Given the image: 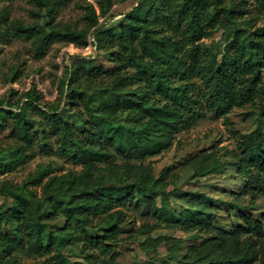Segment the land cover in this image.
Wrapping results in <instances>:
<instances>
[{
  "label": "trees",
  "instance_id": "1",
  "mask_svg": "<svg viewBox=\"0 0 264 264\" xmlns=\"http://www.w3.org/2000/svg\"><path fill=\"white\" fill-rule=\"evenodd\" d=\"M28 1L32 22L9 20L0 8V38L29 39L41 56L55 43L86 48L92 36L109 66L74 55L55 102L43 101L34 82L16 102L13 89L6 101L0 98V133L7 130L10 138L0 146V176L48 151L50 140L60 158L80 166L57 173L53 162L38 163L20 183L0 180V264H22L18 253L40 258L39 264H120L115 247L127 209L154 220L140 224L145 233L164 225L199 239L177 254L180 239L148 237L171 240L177 264H264V213H239L238 225L218 228L221 200L182 190L167 168L156 177L151 162L144 163L207 115L227 119L250 106L256 127L237 134L232 163L245 179L248 204L229 206L241 211L264 199V27L241 25L264 15V0H137L104 28L100 17L126 0H97L98 13L92 3H77L81 23L57 19L70 0ZM218 30L231 34L219 58L205 42ZM203 157L194 176L219 165L213 155ZM209 157L212 164H203ZM8 196L14 211L3 205ZM169 197L185 207L176 211Z\"/></svg>",
  "mask_w": 264,
  "mask_h": 264
},
{
  "label": "rangeland",
  "instance_id": "2",
  "mask_svg": "<svg viewBox=\"0 0 264 264\" xmlns=\"http://www.w3.org/2000/svg\"><path fill=\"white\" fill-rule=\"evenodd\" d=\"M83 2L92 3L96 12H99L97 0H70L62 7L57 19L81 23L82 10L76 4ZM136 2L137 0H126L122 3H116L108 14L100 17L101 28L116 23ZM2 7L7 8L9 20L33 21L29 12L32 4L28 0H0V8ZM241 25L250 30L264 27V15L255 17V20L246 19L241 22ZM230 38V33L218 30L205 42L219 58L223 47ZM74 55L89 56L94 59L96 64L109 66L105 56L101 52H97L94 44L91 47L88 45L86 48H76L73 45L65 46L55 43L43 55L38 56L34 53L29 39L12 36L0 38V98L3 97L6 101L9 90L13 89L16 93L12 95L11 101L16 102L19 95L28 90L31 83L34 82L36 88L42 93L43 101L55 102L58 98L57 84L59 79L63 75L64 67L69 64V58ZM14 68L17 69L15 80L10 81L8 77ZM2 107L6 108L5 103ZM63 116L68 121L73 120L68 111H64ZM256 118L257 111L250 106L232 110L227 115V119L213 118L207 115L187 130L179 132L170 148L158 155L146 158L144 163L151 162V168L156 177L163 168H167L169 173L175 177L172 181L173 184L182 190L204 192L214 199L221 200L223 204L215 203L217 217L214 225L229 230L232 226L239 224L240 221L237 217L239 213H247L255 217L264 213V199L257 200L254 206L244 208L241 211L237 210L236 207L229 206V203L248 204V198L242 196L245 179L236 173L232 163L237 160L235 149L237 134H245L253 130L256 127ZM7 136V130L0 133L1 147L10 142V138ZM49 143L50 149L48 151H37L33 159L1 175L0 180L7 179L20 183L29 172L34 170L38 163L53 162V171L57 173L69 169H80L79 165L72 164L57 155L54 151L53 140H50ZM209 154L219 161V165L203 176H194L193 170L196 161ZM203 164H212L211 158L205 159ZM1 200L4 207L9 211L15 210L10 196ZM168 200L170 206L176 211L185 207L183 202L173 197H169ZM126 214L129 219L121 226L119 234L121 242L115 247L116 260L120 264H177L169 255V249L172 246L171 240L151 241L148 237L166 236L180 239V248L177 254L184 252L188 245L199 242V239L194 238L191 233L170 229L164 225H160L158 229L152 232L145 233L139 229L140 224L143 221L153 223L154 220L140 217L132 209H127ZM17 255L22 264H39L40 258H31L24 253ZM70 258L77 259L74 255Z\"/></svg>",
  "mask_w": 264,
  "mask_h": 264
},
{
  "label": "built area",
  "instance_id": "3",
  "mask_svg": "<svg viewBox=\"0 0 264 264\" xmlns=\"http://www.w3.org/2000/svg\"><path fill=\"white\" fill-rule=\"evenodd\" d=\"M87 41H88L89 47H91L92 44H94V38L92 36H89L88 39H87Z\"/></svg>",
  "mask_w": 264,
  "mask_h": 264
}]
</instances>
